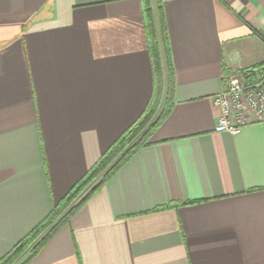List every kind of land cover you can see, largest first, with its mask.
I'll return each instance as SVG.
<instances>
[{
    "label": "crops",
    "instance_id": "0c3cea01",
    "mask_svg": "<svg viewBox=\"0 0 264 264\" xmlns=\"http://www.w3.org/2000/svg\"><path fill=\"white\" fill-rule=\"evenodd\" d=\"M161 3L171 114L28 264H264V124L250 115L239 134L217 133L214 102L231 74L264 67V0ZM144 10L0 0V260L144 116Z\"/></svg>",
    "mask_w": 264,
    "mask_h": 264
},
{
    "label": "trees",
    "instance_id": "16d2710c",
    "mask_svg": "<svg viewBox=\"0 0 264 264\" xmlns=\"http://www.w3.org/2000/svg\"><path fill=\"white\" fill-rule=\"evenodd\" d=\"M158 10L161 18V39L167 55L168 79H165L163 53L153 9L150 1L145 0L146 32L153 61L155 90L153 99L144 116L119 138L99 162L73 187L70 193L53 207L51 213L10 253L0 260V264H28L38 256L49 240L62 226L71 220L77 211L97 195L107 182L141 149L150 145V140L156 130L171 114L175 93V72L169 54L168 33L164 22L161 0H158ZM243 75L246 79H249L254 76V73L245 72ZM178 206H164L157 208L155 211H164Z\"/></svg>",
    "mask_w": 264,
    "mask_h": 264
},
{
    "label": "built area",
    "instance_id": "2783aa9c",
    "mask_svg": "<svg viewBox=\"0 0 264 264\" xmlns=\"http://www.w3.org/2000/svg\"><path fill=\"white\" fill-rule=\"evenodd\" d=\"M251 72L254 76L249 79L240 71L231 74L226 90L214 99L222 110L215 127L217 133L239 134L248 124L250 115L264 124V67Z\"/></svg>",
    "mask_w": 264,
    "mask_h": 264
}]
</instances>
